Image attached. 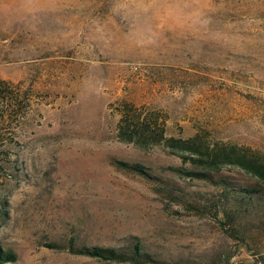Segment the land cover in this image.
Listing matches in <instances>:
<instances>
[{"label": "rangeland", "instance_id": "374dc122", "mask_svg": "<svg viewBox=\"0 0 264 264\" xmlns=\"http://www.w3.org/2000/svg\"><path fill=\"white\" fill-rule=\"evenodd\" d=\"M0 80L5 264H264V182L210 161H264V0H0ZM121 100L197 149L118 139Z\"/></svg>", "mask_w": 264, "mask_h": 264}, {"label": "trees", "instance_id": "16d2710c", "mask_svg": "<svg viewBox=\"0 0 264 264\" xmlns=\"http://www.w3.org/2000/svg\"><path fill=\"white\" fill-rule=\"evenodd\" d=\"M162 120L163 119L154 112L140 111V109L131 102L121 100L120 108H118V119L116 121V136L120 140L131 141L140 147L161 143L169 147L171 151L177 147L188 150L197 149L198 146L189 143L188 139L166 136L164 134ZM210 161L213 162L214 166H217V162L235 164L253 175L256 179L264 182V161L255 156L253 157L243 152L235 151L233 146H229L225 151L213 152ZM130 167L142 171L139 164L133 163ZM67 247L73 252L82 253L99 259L115 261L128 260L132 263L148 261L161 263L151 258L145 252L140 251L138 242H134L128 253L109 246L93 245L74 248L71 241L68 242ZM15 257L16 255L12 249L0 245V264L13 261Z\"/></svg>", "mask_w": 264, "mask_h": 264}]
</instances>
